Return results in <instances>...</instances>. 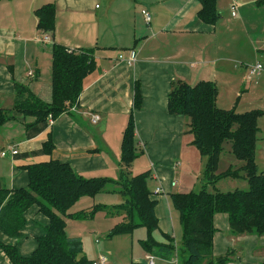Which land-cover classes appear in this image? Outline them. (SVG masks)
<instances>
[{
  "label": "crops",
  "instance_id": "crops-1",
  "mask_svg": "<svg viewBox=\"0 0 264 264\" xmlns=\"http://www.w3.org/2000/svg\"><path fill=\"white\" fill-rule=\"evenodd\" d=\"M259 1L237 0V17H233L232 0H217L220 19L216 25H207L198 17V0H0V106L5 110L14 107L15 84L28 86L37 97L51 102L55 44L74 52L94 49L98 64L97 72L86 81L75 111L53 125L48 122L34 127L28 126L34 119L28 121L15 113V119L2 132L0 129V152L18 151L14 157H0V189L26 188L29 179L24 167L51 160L71 165L86 179L117 180L123 134L139 85L143 104L135 111V122L141 156L130 172L134 176L149 172L152 194L161 189L152 197L158 203L160 232L153 236L159 243H167L163 235L174 239L167 216L168 211L172 216L171 208L165 199L176 193L180 186L178 171L190 162L194 164L196 161L189 157L196 153L184 157L192 139L185 135L186 119L169 114V94L178 81L190 86L203 81L226 86L225 81H229L232 84L228 85L235 86L233 93L219 90L217 104L227 100L231 104L239 97L246 85L248 68L257 63L264 65V6H259ZM48 4L56 7V29L49 36L50 41L45 42L47 35L38 30L35 12ZM144 10L152 15L149 25L142 15ZM132 51L136 53V63L129 66L127 59ZM95 116L100 118L97 123L93 122ZM9 124L17 125V130L8 132L12 127ZM50 134L56 149L48 156L43 145ZM112 197L113 194H104L95 199L83 198L71 213H89L96 205L111 207L122 203L120 195L117 197L121 199L115 201ZM100 213L104 218L117 217L116 225L124 219L116 211H104L86 221L68 220L67 235L82 241V257L92 262L104 257L107 264H121L116 251L121 244L116 238H108L103 248L95 239L101 233L97 220ZM26 218L22 239L12 240L0 233V241L17 247L23 257L31 256L37 249V240L46 234L49 225L37 207L29 210ZM215 226V256H223L236 247L244 251L243 262L229 264L264 263L259 257L264 256V237L228 239L226 215L216 216ZM175 244L179 248L181 243ZM142 253L126 264H148L151 255L144 250ZM0 264H11L2 250ZM154 264L179 262L177 258H159Z\"/></svg>",
  "mask_w": 264,
  "mask_h": 264
},
{
  "label": "trees",
  "instance_id": "trees-1",
  "mask_svg": "<svg viewBox=\"0 0 264 264\" xmlns=\"http://www.w3.org/2000/svg\"><path fill=\"white\" fill-rule=\"evenodd\" d=\"M200 21L216 25L220 19L217 0H198ZM264 6V0L258 2ZM38 30L47 37L56 29V7L48 4L35 12ZM98 64L95 50L74 52L55 44L52 48V98L47 103L23 84H15V101L12 112L26 119H34L29 127L47 124L65 114H70L79 104L87 79L96 73ZM133 109L123 134L121 147V173L117 180L109 178L86 179L71 165L51 160L24 167L29 183L26 188L0 189V233L18 240L23 238L27 225L26 214L34 207L49 220L46 234L38 238L37 249L29 257H23L18 248L0 241V250L11 264H93L82 257L80 239L69 238L67 221H86L99 212L116 211L124 216L108 238L132 235L145 228L147 238L141 241L143 250L155 258H177L179 264H229L243 256V250H231L223 256L214 255V238L217 234L215 218L226 215L229 238L264 237V172L257 163V148L261 131L259 119L263 111L237 113L218 107L219 89L213 82H200L190 86L176 82L169 94L168 111L172 116L186 119L185 135L192 139L204 164L199 191L175 193L171 196L173 207L179 214L182 242L177 248L174 239L163 235L167 243H159L154 233L159 231L156 200L149 183V172L132 175L135 161L140 157L136 144L135 111L142 108L143 98L136 87ZM15 116L0 106V127L13 121ZM231 144V154L240 163L219 173L224 145ZM56 147L52 135L43 145V151L51 156ZM264 150V149H263ZM225 179L245 180L248 190L223 193L217 185ZM212 187L215 192H210ZM195 190V189H194ZM102 194L120 195L122 203L115 206L96 205L91 212L71 213L83 198ZM264 264V263H263Z\"/></svg>",
  "mask_w": 264,
  "mask_h": 264
},
{
  "label": "rangeland",
  "instance_id": "rangeland-1",
  "mask_svg": "<svg viewBox=\"0 0 264 264\" xmlns=\"http://www.w3.org/2000/svg\"><path fill=\"white\" fill-rule=\"evenodd\" d=\"M51 82H52V78H51ZM244 82L246 84L244 86L245 88L244 87L242 88L239 97L236 98V100H234L233 103L229 104L228 100L226 102L220 101V102H218V107H220L221 109H225V110H234L235 109L237 111V113H241V114L251 112V111H257V110L264 112V73L261 76L256 77L252 81H248V82H247V76H246V79ZM225 83H226V86H217L218 89L224 93L227 92V93L232 94L234 89H235V86L228 85V84H232V83H229V81H225ZM238 87L239 86H236V89ZM75 109H76V107H74L72 109V111H75ZM7 111L9 112V114H13V115L15 114L14 112H12V109H9ZM27 120L30 121L32 119H27ZM9 125L12 127H10V129H8V132L13 128H15L14 130H17V128H18L17 125H13V124H9ZM259 125L261 128V131L259 134V143H258V148H257V163H258L260 172H264V151H263V149H264V145H263L264 144V116H262L259 119ZM100 126H102V123ZM0 129L2 132L4 129V126L0 127ZM189 142H190V140H189ZM190 143H192V142H190ZM262 147H263V149H262ZM186 151L187 152H186V155L184 157H188L190 152L196 153L193 156L191 153V156L189 157V159L196 161V162L194 164H192L190 162V163H188V166H186L183 169L178 171V173L180 174V177L177 178V181H178V183H180V186L176 189V191H175L176 193H187L190 191H199L201 189V186H202L200 184V181L202 179L204 169H203V165L200 163L201 162L200 157L197 155V151L195 150L193 145H189L188 147L186 145ZM0 154H1V152H0ZM139 154L141 156L140 151H139ZM239 166H240V163H238V161L231 154V144L230 143L225 144L224 145V152L222 154L220 165H219V173L225 172L230 167H236L237 168ZM134 172H136L138 174L137 169H135ZM192 184H195L196 187L192 188L193 187ZM236 190H248L247 181L225 179V180H222L217 185V191H220L223 193L234 192ZM209 191L215 192L212 187L209 188ZM102 195H104V194H102ZM113 196L114 197H112V198L114 199V201L118 200V198H120V197H117V195H113ZM89 199H92V198H89ZM165 202H167L171 208V215L172 216H170L169 211L167 212V216L169 217L170 233H171L172 237L175 239V242L180 244L182 242V227L180 224L179 214L175 210V208L173 207L171 197H169V200L165 199ZM80 208H82V207L80 206ZM97 218H98L97 220H98L99 227L101 228L100 229L101 233H99L100 235H98L95 239H97L99 241V244H100L99 246L101 248H103L104 243L107 242L108 236H109V234H111V231L115 227L118 219H117V217L104 218V216L102 217V214L97 215ZM108 230H109V232H105ZM159 234H160V232H158L156 235H159ZM226 234L228 236V239H230L229 238V231H227ZM124 238H126V239H124ZM146 238H147V231L145 228L137 229L136 231H134V233L132 235H129L128 237L118 236V237L113 238L116 240L117 244H118V242H120V244H121L116 248L117 249L116 251L119 254L118 259L121 258V260H122L121 264L122 263L123 264L128 263L129 261H131L133 256H135L134 258L137 259L141 255H143V253H142L143 249L141 247L140 242L146 240ZM132 243H133V249H132ZM234 249L236 250V247ZM229 251H231V250H229ZM259 253H260V251L255 252L256 256H258ZM243 257H244V253H243L241 260L238 257H236V258H233L232 261H233V263H242ZM259 257H262L264 259V256H259ZM155 259H159V258H155Z\"/></svg>",
  "mask_w": 264,
  "mask_h": 264
},
{
  "label": "built area",
  "instance_id": "built-area-1",
  "mask_svg": "<svg viewBox=\"0 0 264 264\" xmlns=\"http://www.w3.org/2000/svg\"><path fill=\"white\" fill-rule=\"evenodd\" d=\"M237 10H238V2L237 0H232V5H231V12H232V16L233 17H237ZM142 15L146 21V23L149 25L152 21V15L150 12L144 10L142 11ZM50 41V38L49 37H45V42H49ZM120 59L122 60L123 57L121 56ZM127 63L129 66H132L136 63V53L134 51H132L129 55V58L127 59ZM264 73V65L261 64V63H257L253 66H250L248 68V76H247V79L248 81H252L254 78L262 75ZM100 120V118L98 116H95L94 119H93V122L94 123H97L98 121ZM54 119L50 118L49 119V123L50 125H53L54 124ZM10 156L14 157L16 155H18V151L16 150H11V151H2L1 154H0V157L3 158V159H6ZM175 186V184H173ZM161 193V189H157L154 194L155 195H158ZM148 260V264H154V260H155V257L153 256H149L147 258ZM93 264H107V259L102 257L100 258L98 261L94 262Z\"/></svg>",
  "mask_w": 264,
  "mask_h": 264
}]
</instances>
